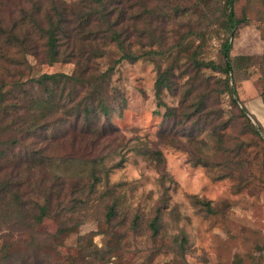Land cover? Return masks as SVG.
Returning <instances> with one entry per match:
<instances>
[{
  "label": "rangeland",
  "instance_id": "1",
  "mask_svg": "<svg viewBox=\"0 0 264 264\" xmlns=\"http://www.w3.org/2000/svg\"><path fill=\"white\" fill-rule=\"evenodd\" d=\"M28 1L0 0V15L10 21L21 9L29 8ZM180 2L192 9L196 5V0ZM212 8L210 5L205 13L196 8V12L171 15L156 29L160 42L150 41L144 28L132 32L134 42L140 37L144 43L139 49L149 52L114 65L107 90L108 114L91 116L97 120L92 119L88 127L61 114L63 122L47 131L56 134L54 141L49 145L44 141L47 153H56V157L43 167H28L25 160L29 152L43 146L39 134L21 138L14 146L0 137V163L6 156L21 160L14 166V174L10 164L0 166V183L11 182V189L26 203L22 211H16L3 202L0 192V247L9 244L10 250L64 261L79 259L80 247L90 242L98 248L107 242L115 246L117 252L107 256V262L95 260L91 250H86L85 261L90 264H260L264 260V139L250 131V121L232 104L229 94L221 93L219 78L223 75L208 68L196 71V85L213 93L208 103L218 101L214 107L221 109L219 118L215 113L174 127L175 118L164 115L166 107L180 106L182 89L193 76L191 68L175 69L172 88L162 94L164 105H157L154 96L156 67L163 68L170 56L177 55V43L183 38L187 53L196 48L198 59L222 61L221 31L217 25L208 26L215 17ZM234 12L245 19L231 35L230 50L231 83L240 101L239 92L249 87L264 93V0H236ZM202 15H207L205 20ZM190 27L196 36L184 37ZM105 48L107 55L97 60L101 70L119 55L114 44ZM185 56V51L179 53V57ZM27 58L30 68L22 81L41 73H71L75 68L73 61L48 65L33 55ZM17 71L10 68L6 74L2 70L9 80L19 77ZM194 123L199 125L194 128ZM97 127L99 134L94 132ZM151 150L160 151V162L152 158ZM2 152L6 156L1 157ZM197 155L210 164L197 163ZM94 157L100 160L94 169L96 181L89 174L90 158ZM220 173L227 176L215 177ZM48 196L49 213L33 224L29 217L35 209L33 201L42 203ZM110 205L114 213L108 221ZM158 207L160 230L153 236L148 223ZM56 213L74 230L58 234ZM106 229L113 234L104 233ZM181 236L186 239L185 248L176 252Z\"/></svg>",
  "mask_w": 264,
  "mask_h": 264
},
{
  "label": "trees",
  "instance_id": "2",
  "mask_svg": "<svg viewBox=\"0 0 264 264\" xmlns=\"http://www.w3.org/2000/svg\"><path fill=\"white\" fill-rule=\"evenodd\" d=\"M181 0H79L70 3L59 0H29V8L19 11L16 18L7 21L0 15V69L8 74L9 69L18 70L16 80L7 79L5 73L0 71V137L5 138V143L14 146L21 138L36 136L43 137L39 149H34L27 155V165H37L43 167L47 160L56 157V153H47V146L50 141H54L56 134H47V131L56 124L63 122L61 114H67L76 125L88 127L91 116L100 118L109 112L107 90L109 81L113 74L114 65L123 59L137 60L149 51H141L139 48L144 43L137 37L135 42L131 39L132 32H137L144 28L147 38L150 41H159L160 34H156V29L160 23H164L171 15H185L188 10L196 12V8H201L205 13L210 5H213L214 21L211 24L217 25V30L221 31L223 38L220 42L219 52L222 61L209 59L203 60L196 57V48L189 53L188 46L183 45V40L177 43V55L170 56V61L162 68L157 65V76L154 81V96L157 105H164L162 94L164 90L172 88V78L175 69H193V76L188 85L182 89L180 106L166 107L164 115L174 117L173 126L179 123L199 121L202 118L216 113L219 118L221 109L214 107L218 101H210L213 93L208 89L196 85V71L208 68L223 75L219 78L221 82V93L227 92L233 105L239 108V112L248 118L250 124L248 128L254 134L264 139V130L257 123L248 111L240 103L237 97V90L231 83V74L234 67L231 62L230 50L232 48L231 35L239 24L245 19L237 18L234 12L236 0H196L193 9L188 5L181 4ZM213 1V4L210 2ZM159 3L150 7L151 3ZM206 6V8H202ZM208 7V8H207ZM135 14H130L133 10ZM131 11V12H130ZM204 20L207 15L201 16ZM153 20V22H151ZM141 22V23H140ZM210 23V22H209ZM152 25V27H151ZM184 36L187 37L196 32L191 31ZM203 39V37H201ZM114 44L119 55L112 61V64L101 70L97 60L107 55L106 46ZM136 48V49H135ZM185 51L187 56L181 58L179 53ZM161 53V54H160ZM157 55H163L161 51H155ZM28 55L38 58L40 63L52 65L63 60L73 61L75 68L71 73L53 72L41 73L36 77H29L20 80L25 75V70L30 68ZM93 62V64H92ZM24 73V74H23ZM207 86V85H206ZM264 101V93L261 95ZM97 120V119H95ZM199 123H194V128ZM219 125H216V127ZM223 126H226L224 124ZM74 127L71 131H74ZM40 131V132H39ZM99 134V127L94 129ZM189 136L194 137L192 133ZM58 139V138H56ZM47 143H44V141ZM3 142V141H2ZM150 154L156 161H161V153L158 150H151ZM6 156L5 152L1 157ZM59 156V155H58ZM97 157L90 158L93 163L89 168V174L95 181L97 175L95 167L100 163ZM197 163L208 166L210 162L201 155L196 156ZM21 160L14 156H6L0 166L10 167V173L14 174L15 167L19 166ZM7 172V177H12ZM227 176L220 173L215 177ZM94 183L91 185L93 186ZM12 183L4 180L0 183L1 198L6 205L12 206L16 211H22L24 202L23 196L11 189ZM209 208V203L204 202ZM50 197H44L42 203L33 201V211L29 217L33 219V224L40 223L44 216L49 213ZM37 209V211H36ZM114 213L113 205L107 210L108 221L112 219ZM156 214L150 219L148 226L151 234L156 236L160 230V208L156 209ZM60 222L58 234H66L74 230L67 227L66 220L61 218V213H56ZM137 216L132 221L131 228L136 226ZM71 228V229H70ZM111 235V231L103 230ZM113 234V233H112ZM81 237V236H80ZM186 239L181 236L178 239L177 251H184ZM108 243V244H107ZM102 248L90 242L85 248L80 247V257L78 261H85V251L91 250L95 260L107 262V256L116 253L115 246L107 242ZM9 244H2L0 247V264H78L73 258H66L64 261H50L49 258L39 254L29 255V252H18L9 249Z\"/></svg>",
  "mask_w": 264,
  "mask_h": 264
},
{
  "label": "crops",
  "instance_id": "3",
  "mask_svg": "<svg viewBox=\"0 0 264 264\" xmlns=\"http://www.w3.org/2000/svg\"><path fill=\"white\" fill-rule=\"evenodd\" d=\"M239 96L245 109L264 130V101L260 91L254 87H249L247 91L239 92ZM260 261V264H264V260Z\"/></svg>",
  "mask_w": 264,
  "mask_h": 264
}]
</instances>
